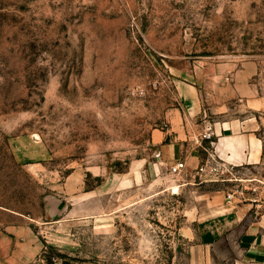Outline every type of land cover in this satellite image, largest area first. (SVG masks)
Wrapping results in <instances>:
<instances>
[{"label": "rangeland", "instance_id": "1", "mask_svg": "<svg viewBox=\"0 0 264 264\" xmlns=\"http://www.w3.org/2000/svg\"><path fill=\"white\" fill-rule=\"evenodd\" d=\"M245 71L264 101V0H0V264H189L203 195L264 206V157L213 149ZM193 96L176 175L157 148Z\"/></svg>", "mask_w": 264, "mask_h": 264}, {"label": "crops", "instance_id": "2", "mask_svg": "<svg viewBox=\"0 0 264 264\" xmlns=\"http://www.w3.org/2000/svg\"><path fill=\"white\" fill-rule=\"evenodd\" d=\"M251 76V72L245 71L233 89L236 96L248 100L249 114L228 118L222 112L219 114L224 116L210 124L216 137L215 154L234 166L257 165L264 157V141L257 134L260 118L255 114L264 112V101L257 98L249 85ZM184 101V113H173L171 130L161 135L160 141L164 135L175 139L171 144L160 142L157 151L161 164L172 165L183 156L187 165L199 160L195 148L186 143L202 128L196 123L202 110L194 96ZM201 198L195 218L182 230L187 239L196 241L188 256L189 264H264V206L254 200L242 202L236 197L228 200L221 192Z\"/></svg>", "mask_w": 264, "mask_h": 264}, {"label": "built area", "instance_id": "3", "mask_svg": "<svg viewBox=\"0 0 264 264\" xmlns=\"http://www.w3.org/2000/svg\"><path fill=\"white\" fill-rule=\"evenodd\" d=\"M211 136L209 135L208 137L207 136H204V138H210ZM186 163L184 161H177L173 166H172V173L173 174H176V175H180L185 169H186ZM201 171H203V169H200ZM233 198V195L232 194H229L227 196V199L230 200Z\"/></svg>", "mask_w": 264, "mask_h": 264}]
</instances>
